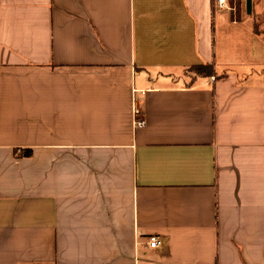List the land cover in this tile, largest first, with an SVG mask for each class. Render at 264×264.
I'll list each match as a JSON object with an SVG mask.
<instances>
[{
  "label": "crops",
  "instance_id": "1",
  "mask_svg": "<svg viewBox=\"0 0 264 264\" xmlns=\"http://www.w3.org/2000/svg\"><path fill=\"white\" fill-rule=\"evenodd\" d=\"M253 14L0 0V264H264Z\"/></svg>",
  "mask_w": 264,
  "mask_h": 264
},
{
  "label": "built area",
  "instance_id": "2",
  "mask_svg": "<svg viewBox=\"0 0 264 264\" xmlns=\"http://www.w3.org/2000/svg\"><path fill=\"white\" fill-rule=\"evenodd\" d=\"M216 7L221 9H227L229 7L230 0H214ZM145 123L144 118L136 117L134 120L135 126H143ZM161 238L158 235L151 234L148 236L147 245L151 248L159 247L161 244Z\"/></svg>",
  "mask_w": 264,
  "mask_h": 264
},
{
  "label": "rangeland",
  "instance_id": "3",
  "mask_svg": "<svg viewBox=\"0 0 264 264\" xmlns=\"http://www.w3.org/2000/svg\"><path fill=\"white\" fill-rule=\"evenodd\" d=\"M257 3H258V0H253V8H254V19L258 22V24H259V26L262 28L263 27V21H264V19H263V17L262 18H260L259 20H257V17H256V13H257V11H258V5H257Z\"/></svg>",
  "mask_w": 264,
  "mask_h": 264
},
{
  "label": "trees",
  "instance_id": "4",
  "mask_svg": "<svg viewBox=\"0 0 264 264\" xmlns=\"http://www.w3.org/2000/svg\"><path fill=\"white\" fill-rule=\"evenodd\" d=\"M256 32H259V30H258V28H257V23H256ZM195 70H196V72H198V73H201L202 71V67L201 66H194L193 67ZM203 72L204 73H206V74H210V67H207V69H205V70H203ZM27 151L28 152H26V155H28L29 154V149H27Z\"/></svg>",
  "mask_w": 264,
  "mask_h": 264
},
{
  "label": "water",
  "instance_id": "5",
  "mask_svg": "<svg viewBox=\"0 0 264 264\" xmlns=\"http://www.w3.org/2000/svg\"><path fill=\"white\" fill-rule=\"evenodd\" d=\"M250 7H251V0H246V8L248 12H250Z\"/></svg>",
  "mask_w": 264,
  "mask_h": 264
}]
</instances>
